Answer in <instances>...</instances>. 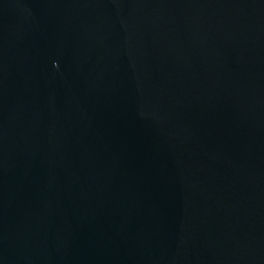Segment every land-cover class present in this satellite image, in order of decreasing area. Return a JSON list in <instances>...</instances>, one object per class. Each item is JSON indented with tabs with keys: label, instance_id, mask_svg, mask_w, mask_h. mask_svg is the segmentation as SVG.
Wrapping results in <instances>:
<instances>
[{
	"label": "water",
	"instance_id": "95a60500",
	"mask_svg": "<svg viewBox=\"0 0 264 264\" xmlns=\"http://www.w3.org/2000/svg\"><path fill=\"white\" fill-rule=\"evenodd\" d=\"M0 264H264V0H0Z\"/></svg>",
	"mask_w": 264,
	"mask_h": 264
}]
</instances>
